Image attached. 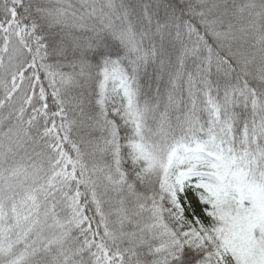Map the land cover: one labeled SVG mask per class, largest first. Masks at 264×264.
Listing matches in <instances>:
<instances>
[{
	"label": "snow or ice",
	"instance_id": "1",
	"mask_svg": "<svg viewBox=\"0 0 264 264\" xmlns=\"http://www.w3.org/2000/svg\"><path fill=\"white\" fill-rule=\"evenodd\" d=\"M0 264H264V0H0Z\"/></svg>",
	"mask_w": 264,
	"mask_h": 264
}]
</instances>
